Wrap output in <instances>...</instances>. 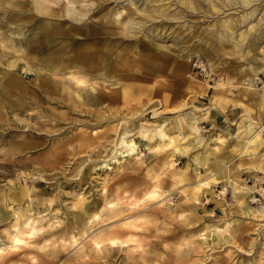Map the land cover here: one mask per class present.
<instances>
[{
    "label": "rangeland",
    "instance_id": "374dc122",
    "mask_svg": "<svg viewBox=\"0 0 264 264\" xmlns=\"http://www.w3.org/2000/svg\"><path fill=\"white\" fill-rule=\"evenodd\" d=\"M70 1L0 0V264H264V0Z\"/></svg>",
    "mask_w": 264,
    "mask_h": 264
},
{
    "label": "bare ground",
    "instance_id": "6f19581e",
    "mask_svg": "<svg viewBox=\"0 0 264 264\" xmlns=\"http://www.w3.org/2000/svg\"><path fill=\"white\" fill-rule=\"evenodd\" d=\"M35 1V5L37 6V8L38 9H43L44 7H43V5L44 4H46V3H54L55 2V0H34ZM67 1H69V3L71 2L70 0H67ZM133 1V0H132ZM182 1H185V0H182ZM228 1V0H227ZM73 2V1H72ZM131 2V1H130ZM177 2V1H176ZM245 2H246V0H245ZM56 3H57V1H56ZM135 3V2H134ZM149 3V2H148ZM126 4H127V2H126ZM136 4V3H135ZM142 4V3H141ZM190 4V3H189ZM63 5V4H62ZM73 5V4H72ZM86 5V4H85ZM145 5V4H144ZM121 6H122V4H121ZM191 6V5H190ZM63 7H65V5L63 6ZM77 7H78V4H77ZM87 7V6H86ZM160 7V6H159ZM161 7H163V6H161ZM66 8V7H65ZM76 8V7H75ZM145 8V7H144ZM73 9V8H72ZM79 9V8H78ZM77 9V10H78ZM84 9V8H83ZM148 10H149V8H147ZM77 10L75 9L74 11L73 10H71L70 8L69 9H65V13H63V11H62V15H67V16H69V17H71V18H76V20H79V19H81L83 16H85V11L84 12H81V13H78L77 12ZM144 10V9H143ZM83 11V10H82ZM164 11L165 10H163L162 8H156V9H154V14H158V15H164ZM77 13V15H76V17H75V13ZM139 12H140V9H139ZM138 12V13H139ZM150 13H153V11H151ZM149 13V14H150ZM149 14L147 13L146 15H148L149 16ZM111 15V14H110ZM116 13H114V17H116ZM137 15V14H136ZM139 15V14H138ZM152 14H150V16H151ZM247 15V14H246ZM155 17V16H154ZM166 17V16H165ZM167 17H169V16H167ZM136 18H138V17H136ZM147 18V17H146ZM150 18V17H149ZM145 19V18H144ZM155 19H156V17H155ZM159 19V18H158ZM147 20V19H146ZM141 21H143V20H141ZM145 21V20H144ZM143 21V22H144ZM148 21V20H147ZM147 21H146V23H147ZM249 21V20H248ZM109 23H110V21H108ZM240 22V21H239ZM141 23L142 22H140L139 20L138 21H135L134 19L133 20H131V18H130V20H128L126 23L124 22V24L122 25V27H121V31H122V33L123 34H127V35H129V34H135V33H140V32H138L139 30H141L140 28L142 27L141 26ZM111 25H112V23H111ZM157 25V24H156ZM161 25V24H160ZM144 26V25H143ZM158 27V26H157ZM229 27V26H228ZM142 28H145V27H142ZM149 29V28H148ZM229 29V28H228ZM159 30V29H158ZM83 31L86 33V34H89L88 32H92L93 31V29L91 28V26L89 25V24H87L86 25V27L83 29ZM146 31H147V29H146ZM223 31H225V30H223ZM264 31V30H263ZM232 32V31H231ZM144 33V32H143ZM150 34V33H149ZM233 34V33H232ZM141 35V34H140ZM251 35V34H250ZM111 36V35H110ZM131 36V35H130ZM145 36V35H144ZM153 36H154V34H153ZM165 36V35H164ZM245 36V34H243V33H241L240 34V37H244ZM177 37H179V36H177ZM246 37V36H245ZM162 38V37H161ZM199 38V37H198ZM257 38H259V37H257ZM261 38V37H260ZM154 40V39H153ZM178 40V39H177ZM249 40V39H248ZM165 41V40H164ZM179 41V40H178ZM182 41V40H181ZM247 42V41H246ZM251 42H252V40H251ZM165 43V42H164ZM220 43V42H219ZM161 44V43H160ZM242 44L243 43H241V40L240 41H238V42H236L235 43V45H234V47L232 48L233 50H235V51H241V48H242ZM247 44H250L249 43V41H248V43ZM185 45V44H184ZM252 47H253V45H251ZM186 47V46H185ZM244 50V49H243ZM187 51V50H186ZM260 52V51H259ZM184 53H186V52H184ZM194 52H193V50H191L190 49V51H188V53L187 54H185L184 56H185V58L186 59H188L192 54H193ZM262 55V59L264 60V51L262 50V53H261ZM181 56H183V55H181ZM70 76L72 77V79L74 78L77 82H79V83H83V82H85V79L83 78V77H81L79 74H74V73H70ZM248 85V86H247ZM195 87V86H194ZM240 87H241V89H243V90H245V91H249L250 89H252L253 88V85H252V83L251 82H248L246 85H244V86H242V85H240ZM263 87H264V83H263ZM196 90V89H195ZM193 92H195V91H193ZM197 92V91H196ZM261 94H262V100H263V102H264V89L262 90V92H261ZM49 95V94H48ZM200 108V107H199ZM204 110V109H203ZM190 117V116H189ZM194 117L195 116H192L190 119H189V121H186L185 120V122H187L188 123V129L190 128L192 131H197L198 130V127L197 126H195V119H194ZM184 119V118H183ZM183 121V120H182ZM185 125V124H184ZM179 128V127H178ZM160 130H161V128H160ZM184 131V130H183ZM161 137H162V139L163 138H167V134H165L164 132H160V134H159ZM188 135V134H187ZM253 138H254V136H253ZM260 138V137H259ZM169 141H171L172 142V139L169 137ZM120 143H122V146L124 147V150H118V154H121V153H123V151H125L127 154H129V153H133L134 151H135V147H136V145H135V143H134V141H132V139H130V140H124V139H121L120 140ZM163 145H164V143H163ZM185 146V145H184ZM176 148V147H175ZM179 150H181V149H184L185 150V147H179L178 148ZM116 154V153H115ZM112 157V156H111ZM206 182L205 181H201L200 182V185H202V184H205ZM146 188V187H145ZM146 191V190H145ZM3 194V193H2ZM159 195V193L156 191V187L154 186V188H152V189H150V190H148L147 191V196L148 197H156V196H158ZM1 196V195H0ZM6 196H7V199H8V201L9 202H11V203H14V204H16V203H19V202H21L24 198H26L27 196H28V188L26 187V186H23V185H19V187L16 189V190H14V189H9V191L7 192V194H6ZM5 200V199H4ZM146 200V199H145ZM19 205V204H18ZM262 211L264 210V209H261ZM134 225V224H133ZM22 226V225H21ZM32 231H34L33 229H32ZM115 238H113V237H108L107 238V240L108 241H110V242H115V240H114ZM13 241H18V238L14 235V237H13ZM227 241V240H226ZM98 243V242H97ZM8 246H9V244H8ZM7 246H0V251H2V250H4L5 248H6Z\"/></svg>",
    "mask_w": 264,
    "mask_h": 264
}]
</instances>
